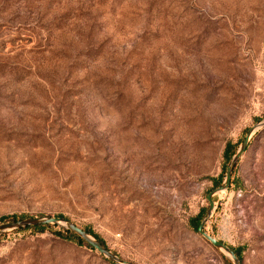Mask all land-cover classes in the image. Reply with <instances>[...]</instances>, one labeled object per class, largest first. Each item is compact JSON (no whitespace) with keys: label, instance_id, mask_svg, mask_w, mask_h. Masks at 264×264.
Masks as SVG:
<instances>
[{"label":"rangeland","instance_id":"374dc122","mask_svg":"<svg viewBox=\"0 0 264 264\" xmlns=\"http://www.w3.org/2000/svg\"><path fill=\"white\" fill-rule=\"evenodd\" d=\"M262 119L264 0H0V220L63 214L133 264H225L189 219ZM233 178L207 232L264 264V131ZM0 264L108 263L13 232Z\"/></svg>","mask_w":264,"mask_h":264},{"label":"water","instance_id":"95a60500","mask_svg":"<svg viewBox=\"0 0 264 264\" xmlns=\"http://www.w3.org/2000/svg\"><path fill=\"white\" fill-rule=\"evenodd\" d=\"M263 131L264 119L255 123L247 131L244 139L237 147L235 154L226 166L222 184L208 194V208L198 230L201 237L231 264H242V261L230 246L207 232V225L211 221L218 207L223 205L228 196L236 166L247 152L253 138ZM216 198L218 199L217 201L215 200ZM37 226H54L60 230L77 236L91 246L104 260L109 261L112 264H133L104 246L96 236L64 217L36 216L33 218L3 223L0 224V238L6 234L13 233L21 229Z\"/></svg>","mask_w":264,"mask_h":264},{"label":"trees","instance_id":"16d2710c","mask_svg":"<svg viewBox=\"0 0 264 264\" xmlns=\"http://www.w3.org/2000/svg\"><path fill=\"white\" fill-rule=\"evenodd\" d=\"M245 133H244L243 137L240 138L239 142H237V143L230 142V143L227 144V146L225 148V152H224L225 165L223 167V170H222V173L220 174V176L218 178H216V179L213 180V187H212V189H215V188L219 187L222 184V181H223V178H224V174H225L226 165L230 161V159L233 157V155L235 154V151H236L237 147L239 146V144L244 139ZM252 141H251V144H252ZM249 148H250V146H249ZM234 184H235V179L233 178L232 179L231 187H233ZM206 210H207V208L202 209L198 215H196L195 217H192V218L189 219L190 226L192 227V229L194 230V232L196 234H198L200 237H201V235L199 234V231L198 230H199V226H200V224L202 222V219H203V217H204V215L206 213ZM36 216H38V215L26 214V213L25 214L18 215V216L17 215L6 216V217H3L0 220V224L7 223V222H11V221H18V220H22V219H26V218H33V217H36ZM42 216H45V215H42ZM49 216H52V215H49ZM53 217H64V218L72 221L69 217H67V216H65L63 214L56 215V216H53ZM72 222H74V221H72ZM75 224H77V223H75ZM78 226H80V225H78ZM80 227L83 228V229H85L89 233L93 234L94 236H96L98 238V240L104 246H106L107 248H109L106 245L105 241L97 233H95L91 228H89V227H82V226H80ZM46 232H51V233L55 234L57 237H59L60 239H62L64 241L73 242L74 244L78 245L79 247L86 248L87 250L91 251L92 253H95L94 249L91 246H89L86 242H84L83 240H81L77 236H75V235H73V234H71L69 232L60 230L59 228H56L54 226L30 227V228H26V229H21V230L15 232V234H19V233L44 234ZM233 250L236 252L237 256L241 259V261L243 263V258H242L241 252L239 250H237V249H233ZM114 253L117 254L118 256H120L118 253H116V252H114ZM100 258L105 263L112 264L109 261L104 260L101 256H100ZM222 259H223V261H224L225 264H230V262H228L225 258H222Z\"/></svg>","mask_w":264,"mask_h":264}]
</instances>
